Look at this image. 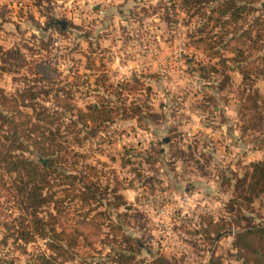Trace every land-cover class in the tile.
I'll use <instances>...</instances> for the list:
<instances>
[{
  "label": "rangeland",
  "instance_id": "obj_1",
  "mask_svg": "<svg viewBox=\"0 0 264 264\" xmlns=\"http://www.w3.org/2000/svg\"><path fill=\"white\" fill-rule=\"evenodd\" d=\"M207 1L198 13L209 14L217 0ZM259 1L246 18L260 14ZM193 9L180 0H0L3 94L33 91L50 105L45 90L68 88L81 108L100 99L120 110L92 135L45 127L71 147L64 162H54L74 186L51 172L56 195L71 211L85 205L88 217L103 212L91 244L79 237L68 259L52 256L50 264H239L234 233L245 218L264 222V192L246 189L253 163L264 159V73L252 67L243 77L226 59L229 50L218 47L222 57L203 52L194 37L218 28ZM260 42L249 58L264 52ZM15 50L30 63L52 64L55 83L38 86L30 63L9 58ZM28 151L16 155L49 159ZM54 212L51 203L29 208L15 173L1 166L0 264H41L49 238L19 235L23 223L34 229L32 216ZM204 217L229 221L228 228L208 239ZM118 252L128 261H119Z\"/></svg>",
  "mask_w": 264,
  "mask_h": 264
},
{
  "label": "trees",
  "instance_id": "obj_2",
  "mask_svg": "<svg viewBox=\"0 0 264 264\" xmlns=\"http://www.w3.org/2000/svg\"><path fill=\"white\" fill-rule=\"evenodd\" d=\"M180 1L187 10L190 7L195 9V11L191 10L190 14L202 15L205 19L209 17L213 21L212 27L218 28L216 33L212 32L211 28L197 31L193 42L203 52L211 57H222L218 47L229 50L232 55L226 59L235 62L243 77H248L252 67L264 73V52L254 59L249 58L262 46L263 42L261 44L260 41H264V0H217L208 8L209 14L198 13L204 5L209 4L207 0ZM252 1H259L261 12L257 17L246 18L255 9ZM56 23L59 30L64 29L65 21L57 19ZM211 40L215 42L214 45ZM10 56L9 58L18 65L30 63L17 50L11 51ZM28 68L37 76L35 79L39 82L38 86L55 83L59 76V71L44 59L32 61ZM43 93L49 94L50 105L39 102L38 93L33 91L15 92V95L9 97L0 91V165L7 171L15 173L19 191L29 208L35 209L46 203L52 204L54 213H50L47 219L42 220L32 216L31 223L35 226L34 229L31 230L28 223H23L19 235L25 241L32 240L34 232L48 237L46 248L50 254L48 256L41 254L39 258L41 264H50L52 256L68 259L72 254V246L79 237H82L87 244H91V237L100 231L97 223L103 212L98 210L88 217L90 212L82 211L85 205L73 209L76 210L75 212L71 211L61 195H56L51 172H57L61 182L69 187L74 186L72 175L58 172L59 166L54 162V160L64 162L71 147L64 143L66 139L56 141L45 134V127L52 124L57 129L62 124L69 134L79 136L84 132L92 135L95 129L111 120L116 113L119 114L120 110L110 102L106 104L100 99L96 103H87L81 108L68 88L53 92L45 90ZM20 98L21 102H19ZM26 98L29 101H25ZM40 99L44 101L43 98ZM22 106H29L31 112L24 110ZM121 111L126 113L127 109ZM67 113L69 116L64 122L63 114ZM33 117L36 120H33ZM35 132L41 133V137L36 136ZM16 150L19 152L32 150L28 152L36 153L37 156H48L49 159L45 164H41L32 156L16 155ZM65 187L63 186L62 189ZM246 189L253 196L264 192V159L253 163ZM75 196L81 198L85 204L88 203L86 195ZM245 219L247 224L234 233L233 246L240 260L239 264H264V222L250 223L248 218ZM228 223L229 221L224 219L213 220L204 217L202 221L204 234L210 239V234L215 235L227 229ZM117 254L119 261H128L129 258L124 257L123 253Z\"/></svg>",
  "mask_w": 264,
  "mask_h": 264
}]
</instances>
